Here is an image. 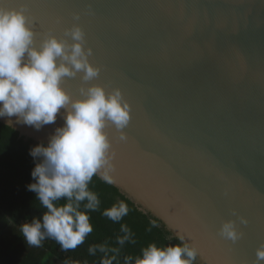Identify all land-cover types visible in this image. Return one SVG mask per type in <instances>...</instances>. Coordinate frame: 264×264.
<instances>
[{"label": "water", "instance_id": "1", "mask_svg": "<svg viewBox=\"0 0 264 264\" xmlns=\"http://www.w3.org/2000/svg\"><path fill=\"white\" fill-rule=\"evenodd\" d=\"M5 2L57 35L80 15L102 68L97 83L121 88L132 106L127 140L109 129L114 186L173 239L176 229L191 234L196 264H255L264 243V0ZM66 87L78 95L79 79ZM8 120L33 144L64 123L58 115L36 130ZM234 210L249 224L232 245L217 232Z\"/></svg>", "mask_w": 264, "mask_h": 264}, {"label": "clouds", "instance_id": "2", "mask_svg": "<svg viewBox=\"0 0 264 264\" xmlns=\"http://www.w3.org/2000/svg\"><path fill=\"white\" fill-rule=\"evenodd\" d=\"M80 18L75 14L61 35L40 32L26 7L0 0V118L8 117L11 124L16 117V123L36 130L55 124L58 115L64 121L46 146L39 144L30 150L38 162L31 172L34 182L27 187L44 209L41 216L20 225L31 247H41L51 239L64 251L75 250L93 233L91 213L101 210L99 195L90 188L93 178L116 184L109 129L115 128L125 141L132 119V106L123 90L97 83L102 68L92 60L95 52ZM77 78L80 87L75 95L66 84ZM130 211L125 200L102 210L120 228L114 241L88 247L89 255L100 254L99 264H196L201 249L191 234L180 229L175 230V244L153 242L137 255L124 253L126 245L136 243L131 228L121 223ZM232 215L236 219L225 220L217 235L235 245L244 238L241 226L249 220L235 210ZM150 225L149 231L159 227L155 219ZM255 257V264H264V243L256 248Z\"/></svg>", "mask_w": 264, "mask_h": 264}, {"label": "trees", "instance_id": "3", "mask_svg": "<svg viewBox=\"0 0 264 264\" xmlns=\"http://www.w3.org/2000/svg\"><path fill=\"white\" fill-rule=\"evenodd\" d=\"M46 143L33 144L25 141L14 128L0 122V264H99L100 254L91 256L88 247L105 240L114 241L120 224H115L101 212L118 200L129 203L130 213L121 223H126L134 233L136 243L126 245L124 253L137 255L150 243L160 246L175 244L163 223L139 208L114 185L105 184L93 178L90 185L101 200V210L91 213L93 233L85 243L75 250L64 251L56 241L47 239L41 247L28 246L20 233V225L39 217L44 209L40 207L36 194L28 190L34 180L31 172L38 162L30 150ZM157 220L159 227L151 228L150 220Z\"/></svg>", "mask_w": 264, "mask_h": 264}, {"label": "snow or ice", "instance_id": "4", "mask_svg": "<svg viewBox=\"0 0 264 264\" xmlns=\"http://www.w3.org/2000/svg\"><path fill=\"white\" fill-rule=\"evenodd\" d=\"M38 30V29H37Z\"/></svg>", "mask_w": 264, "mask_h": 264}]
</instances>
